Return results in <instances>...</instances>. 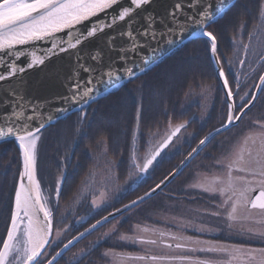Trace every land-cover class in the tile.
<instances>
[{
  "label": "snow or ice",
  "instance_id": "1",
  "mask_svg": "<svg viewBox=\"0 0 264 264\" xmlns=\"http://www.w3.org/2000/svg\"><path fill=\"white\" fill-rule=\"evenodd\" d=\"M152 2L153 0H129L128 6H124V0H0V84L18 78L27 69L44 65L51 56L70 51L79 54L86 42L116 27L118 23H127L131 26L137 12ZM213 8L214 0H177L168 12L169 24L164 31H158L156 18L149 16L146 17L147 27L138 33L127 31L120 34L129 40L127 46L116 49L117 36L111 37V50L118 52L117 58L121 66L134 64V58L142 59L143 48H147L149 44L155 46L169 37L174 40L177 37L183 38L186 33H192L203 38L208 45L210 57L219 65L218 78L225 89L226 111L221 126L199 139L196 147L186 154L184 161L163 180L156 183L150 191L124 204L122 208L107 211V215L96 219L90 227H85L81 223L80 227L83 231L76 229L75 224L69 225L66 219H55L53 207L55 206L58 210L59 183L54 189L55 196L51 198L54 204H50V198L42 195L40 182L36 178L37 147L41 138L40 133L45 127L43 123L37 121L44 116L43 109L38 103L28 100L17 90H8L3 101L7 111L0 112V141L6 142L11 138L12 142L18 145L22 170L15 187L6 237L0 240V264H54V262L60 264L61 260L72 252L76 243L81 238L86 239L93 230L99 231V228L107 223L112 225L110 231H115L120 219L117 213L124 215L125 210L132 211L134 206L138 207L147 197H151L157 190H162V187H165L178 172L182 173L196 156L209 147L218 135L231 131L232 127H238V122L242 123V118L249 116L258 102V95H264V48L250 53V44H243L244 56L239 58L238 68L233 66L232 61L221 60V54L218 52V37L210 30L218 23L215 20ZM109 10L115 11L110 13ZM93 17L100 19L110 17V19L101 23L100 19L92 20ZM261 18L264 19V5L261 8ZM86 22L90 23L86 25ZM258 27L260 25H253L254 30ZM61 33L64 35H57ZM254 35L255 31L249 36L250 42ZM37 42H46L49 47L38 54L39 49L35 47ZM26 45L33 47L26 48L24 47ZM246 58L247 67L253 72H257V69L253 67L254 63L258 62L261 67L255 87L249 88V94L246 97H240V102L237 103L236 94L230 86V78L236 92H239L242 82L240 69L245 67ZM91 59L97 61V56L93 55ZM22 60L23 63H21ZM77 64L88 74L87 79L80 80L77 72L69 86L70 95L59 99L79 104L81 111L78 115L81 119H86L88 99L94 97L100 84L110 85L113 81L120 79L121 71L120 68L98 70L84 61L82 56L77 60ZM225 64L228 65L227 72L224 70ZM128 79L129 82H134L136 78L129 74ZM48 119L50 120L51 117ZM187 123L185 121L176 125L167 138L158 143L143 162L133 157L135 180H143L154 163H159L157 158L163 159L162 153L173 143V138L186 128ZM253 125L256 126L255 130H249L244 134L238 144L223 147L221 155L215 158V163L221 165V171L218 174L211 177L205 176L191 186L198 189L199 193H208L209 199L214 198L216 194L223 197L215 210L206 211L204 214L208 217H220L223 220L222 230H231L234 226L233 222L240 218L242 210L258 209L264 214V119L254 120ZM221 146L218 145V147ZM253 192L257 193L254 197L251 195ZM91 203L93 207H99L97 200L93 199ZM256 222L264 224V219ZM187 227H191L194 232L211 234L221 228V225L209 226L201 219L200 222L189 220L182 226H177L175 232L155 228H144L143 231L158 233L161 240L168 237L176 241L175 245L165 244L164 246L168 249L175 247L190 253H215L226 256L228 259H194L191 255H140L130 256L128 259L143 261L144 264H234L240 259L237 255L240 253L243 264H264V247L245 249L238 245L222 244L216 240L186 236L182 229ZM70 229H75L78 234L64 242L63 236ZM248 231L251 232L252 229ZM259 234L264 237V230H261ZM103 235L107 236L108 233ZM120 238L139 244H157L156 239L124 235ZM50 251H54L55 254L49 256ZM87 255L86 249H80L73 253L71 264H82V260Z\"/></svg>",
  "mask_w": 264,
  "mask_h": 264
},
{
  "label": "trees",
  "instance_id": "2",
  "mask_svg": "<svg viewBox=\"0 0 264 264\" xmlns=\"http://www.w3.org/2000/svg\"><path fill=\"white\" fill-rule=\"evenodd\" d=\"M263 4L264 0H239L210 29L218 37V52L221 54V60L232 61L235 54L243 48L247 32L260 21ZM204 86H213L215 95L208 118L201 122L198 119L200 106L195 104L184 108V102L191 90H199ZM225 103L208 45L203 39L195 40L146 75L93 104L87 110L86 119L83 120L76 114L49 128L46 133L49 137H46L47 140L45 139L40 147L38 146L39 153L37 152L39 159H37L36 174L41 190L46 197H49L55 177L62 173L63 164L68 165L71 151L76 145L71 165L67 166L68 174L60 199L61 204L66 205L84 180L91 175L94 155L99 151V144L102 141L106 143V157L112 161L118 180L124 184L130 176L134 146L136 145L138 151L144 155L150 146L151 137L161 134L162 138L176 125L187 121L189 126L184 131L189 132V136L181 144V149L170 157H164V154L163 159L156 164L148 177L141 182H135L115 206L101 212L92 220L91 223H95L96 219L107 215V211H115L116 208H121L124 204L144 195L175 170L184 161L186 154L196 147L199 139L221 126L225 117ZM137 124H139L138 135L135 140ZM243 131L245 130L242 123L215 139L163 193L156 197L160 195L171 197V189L178 190L177 198L185 200L188 194L197 193L194 189L186 190V184L197 170H207L214 166L215 158L221 155L223 147H228L229 142L226 138L233 140L242 135ZM218 145L222 146L218 147ZM19 173L20 159L16 146L13 143L0 145V240L6 237ZM196 200L199 201L198 198L194 201ZM203 203L207 202L203 200ZM135 222L136 219L135 221L131 218L126 219L120 225V231L128 232ZM138 228L143 231L141 226ZM187 232L189 236L197 237V233L189 230ZM218 239L234 244L243 241L238 235L226 232H222ZM245 246L260 248L264 247V244L245 236Z\"/></svg>",
  "mask_w": 264,
  "mask_h": 264
},
{
  "label": "water",
  "instance_id": "3",
  "mask_svg": "<svg viewBox=\"0 0 264 264\" xmlns=\"http://www.w3.org/2000/svg\"><path fill=\"white\" fill-rule=\"evenodd\" d=\"M237 1L238 0H214L213 12L215 14V20L218 21L219 19H221L237 3ZM128 2L129 0H124V6H128ZM175 3H177V0H153V2L150 5L146 6L143 10L137 12L136 18L132 22L131 26H129L127 23H118L116 27L105 31L104 33L98 35L96 38L86 42L82 46L79 54H74L73 52L70 51L67 53H60L56 56H51V53H49L51 59L46 60L44 65L35 66L31 69H27L18 78H13L10 81H5L3 82V84H0V112L7 111V109L4 107L3 101L5 99V94L10 89H15L18 92H20L22 95H24L28 100H31L33 103H38L40 108L43 109L44 111V116L40 117L37 122L43 123L45 125L42 133H40V137L50 127L56 125L61 121L66 120L72 115L78 114L81 111L79 104H74L69 100H64L59 98L70 95L69 86L72 80L75 78V74L77 72L79 73L80 80L84 81L87 79L88 74L81 69L79 64H77V60L80 58V56H82L84 61H86L89 65H92L98 70L108 69V68H112V69L120 68L121 71L120 79L113 81L110 85L108 84L99 85V87L95 91L94 97H90L88 99L86 104V110H88L93 104L97 103L98 101L106 98L111 94L116 93L117 91L121 90L124 86L131 83L129 82L128 79L129 74H132L136 78L135 80L146 75L147 73L155 69L157 66H159L161 63H163L166 59L170 58L175 53L183 49L187 44L195 40H201L203 38L197 37L192 33H186L183 36V38L177 37L174 40L171 37H169L167 40H161L155 46L149 44L147 48H143L141 50L142 59L134 58V64L129 63L127 65L121 66L120 61L117 58L118 52L111 50V44H110L111 37L114 35L117 36V39L115 41L116 49L127 46L129 44V40L126 37L120 36V34L125 33L127 31H133L138 33L140 30L147 27L146 17L149 16H154L156 18L157 21L156 29L158 31H164L169 24L168 12L170 9L173 8ZM114 11L115 10H109L110 13H114ZM101 16H103V14H101ZM97 19L100 18L98 17L92 18V20H97ZM108 19H110V17H103V19H100V22L104 23L105 20ZM160 21H163V23H160ZM88 23L90 22H86V25ZM85 26H79V27L83 28ZM57 35L62 36L64 34L61 33ZM138 39L142 40V38L140 37H138ZM24 47L31 48L33 46L26 45ZM35 47L39 49L38 54H40L41 52H43L45 48L49 47V44L46 42H37V45ZM93 55L97 56V61H93L91 59ZM212 62L216 71V75L218 77L219 65L216 64L214 59H212ZM21 63H23V60L21 61ZM218 80L225 95V89L222 86V82L219 78ZM93 87H96V85H93ZM48 117H51V119L49 120ZM239 123L240 122H238V124ZM138 127L139 124H137L135 140L138 135ZM171 130L165 137H163L160 140V142H163V140L167 138ZM226 132L227 131H225V133ZM177 137L173 138V142L176 140ZM7 143H13L16 146V149L18 150L19 153L20 171H21L22 163H21V153L19 147L17 144L12 142L11 138L6 142L0 141V145H4ZM172 144H170L169 147ZM75 146L72 149L71 155L69 157L68 166L71 165V162L73 160ZM154 149L155 147L149 150L145 155L144 159L150 156L151 152L154 151ZM166 151L167 149H165V152ZM164 153H162V156L164 155ZM199 155L196 156V158H198ZM160 159L161 158L159 157L157 158L158 161ZM194 160H192V162ZM156 164L157 163H154L153 167L149 169V174L156 166ZM187 167H185L183 171ZM67 173H68L67 167L65 166V164H63V171L61 174H59L56 177L55 180V187L57 186L58 183L60 186V196L63 190L65 179L67 177ZM181 174L182 173L178 172L177 175L174 178H172L171 181L168 182L165 187H162V190H157V192L153 193L151 197H147L145 201H142L139 204V206L149 201L153 197L157 196L158 194L162 193L164 189H166ZM148 175H146L143 178V180L147 178ZM255 195H257V193H255L254 196ZM134 208L137 207L134 206L133 209ZM126 213H128L127 210H125V214ZM116 215L118 217L123 216L120 213H117ZM109 219H111V217ZM105 225H107V223ZM96 231L97 230H93L92 233ZM91 234H88L87 237ZM84 239L85 238H81V240L77 242L76 245L81 241H83Z\"/></svg>",
  "mask_w": 264,
  "mask_h": 264
},
{
  "label": "rangeland",
  "instance_id": "4",
  "mask_svg": "<svg viewBox=\"0 0 264 264\" xmlns=\"http://www.w3.org/2000/svg\"><path fill=\"white\" fill-rule=\"evenodd\" d=\"M260 19H262V18H260ZM214 95H215V88L213 86H204V87H201L199 90H191L185 99L184 108H189L192 105L198 104L200 106V109H201L200 114L198 116V119L201 120V122H204L208 118V116L212 110ZM250 118H253V116H251ZM243 129L245 130V125H243ZM249 130H254V129L252 127ZM245 131L248 132V130H245ZM245 131H243L242 135L240 134L238 137H236L233 140H230V138H226V140L229 142L227 146H229L230 144H234V143L238 144L242 140L244 133L245 134L247 133ZM46 133H47V130L41 135L40 141L38 143L39 147H40L41 143L45 142L47 140V138L49 137V135L47 137ZM161 136H162L161 134H155L153 137H151L150 148H153L158 144L159 140L161 139ZM188 136H189V132L183 131L180 134V136L176 139V141L172 144V146L165 152L164 157H170L175 152H177L179 149H181V144L183 142H185V140ZM106 150H107L106 143H105V141H102L99 144V151L97 152V154L94 155V166L92 167L91 175L86 179V182L81 184L82 186L77 190V192L74 194L73 198L71 200H69L66 205H63L60 202L58 204V210L55 206L53 207L54 215H56V220H63L66 217V215L68 214V212L70 211V208H71L72 204L74 203V201L77 199L83 198V196L85 194L83 195L81 192L85 186L91 185V183L93 182L94 179L103 175L107 169L109 172V170L114 167L112 161L106 157ZM37 152L39 153L38 147H37ZM38 153H37V157H38ZM134 155H135V158L139 162H142V159H143L142 156L143 155L138 151L137 147L135 148V154ZM95 157H96V159H95ZM37 159H39V158H37ZM220 171H221V165L216 164L215 162H214V166L212 168L209 167L207 170H203V169L197 170V172L193 175L191 180L186 184L185 189L186 190L194 189L196 191H199L198 189L192 188L191 186L196 184L198 181L202 180L205 176L211 177L212 175L218 174ZM105 174H108V173H105ZM36 177H37V174H36ZM56 177L54 179L53 190L49 194V198H50L49 203L50 204H54V201L51 198H53L55 196L54 189H55ZM134 177H135V171H132L127 182L121 185L122 188L120 191V196L122 194L126 193L130 189V186L134 185V181H132L134 179ZM80 189H81V192H80ZM112 192L110 189L107 196L100 195L96 198V195H95V196L91 197V201L93 199H95V200H97V204L99 205V207H93L92 203H91V206H92L91 213L93 215L98 213L101 209H104L106 207L111 206L117 198H120V197L113 198L112 194H111ZM171 192H172V194L170 196L173 198L169 197L168 195H160L153 200L147 201L146 204H143L137 208H134L126 216L121 217L119 219V223H117L115 231H110V229L112 228V225L109 224L108 226L101 229L98 232V234H96L93 238H91V240L97 241V242L99 241V243H102V242L108 240V243L110 244L111 248H118L117 243L122 242L121 241L122 239L120 238V236L124 235V233L127 232L126 230L120 231L119 227H120V225H122L126 221V219H130V218L133 219L134 221L136 219L137 222L133 223L134 225L131 226L130 230L127 232V235L128 234H131V235L137 234V237H140V238L145 237L146 234L149 237H154V236L149 234L150 232H145L142 234L143 231L139 230L140 228L137 227L138 225L141 226V229L142 228L144 229L146 227L149 229L155 228V229H159V230L166 231V232L169 230L175 232V231H177V226H182L183 224L187 223L189 220H192L195 222H200V220L202 219L209 226L221 225V228H222L223 220L220 217H208V216L204 215L206 213V211H211V210L216 209V206L211 205V202H213V201L211 199H209L207 196L201 195V198L207 202V203L202 204V202H200V200L194 201L196 199V197L199 196L198 193H190L191 195L188 194L187 197H185V198H186V200H189V201H186L185 199L177 198V195L179 192L178 190L171 189ZM42 195H44L43 191H42ZM78 196H79V198H78ZM118 201L119 200L117 199L116 202H118ZM214 202H215V200H214ZM221 212L223 213L222 209H221ZM243 217H245V223L242 221ZM243 217L240 215V218L238 220H236L235 222H233L234 226L231 229L232 230L231 233L237 235L236 233L239 232V230L237 228L240 226H244V224H245V234L248 235V239L260 241L261 243H263L264 237H262L259 233L261 230H264V224L257 223L256 221L264 219V214L257 213V212L256 213H247L245 211V216H243ZM82 220L84 221V220H86V218H84ZM113 223H116V221H114ZM219 229L220 228H218L217 231H215L211 234L217 235L218 233L221 232V231H218ZM248 229H252V231L249 232ZM187 230H189L193 233H197V234H199V236L207 235L206 236L207 238H205L206 240L212 239V237L208 236L211 234L194 232L191 227H187V228L182 229L183 234L186 236H189ZM104 233H108V235L105 236V235H103ZM218 235H220V234H218ZM67 238L68 237L65 236V237H63V240L67 241ZM218 241H222V240L220 239ZM169 242L172 243L171 241H169ZM222 242H224L222 244L234 245V243L232 244V242H230V241H222ZM98 244H96V245H98ZM139 245H141V244H139ZM95 246H94V248H95ZM245 249H248V248L245 247ZM138 252H139V254L184 255V253L186 251L181 250V249H176V248L168 249L165 246H154L153 245V246H147V247L146 246H138ZM237 255H238V257H240V259H238L236 262H234V264H243L242 255L240 253H237ZM218 259L227 260L228 257L218 255ZM109 262L111 264H117L116 263L117 260L114 261V259H111V260L106 259L105 264H110Z\"/></svg>",
  "mask_w": 264,
  "mask_h": 264
},
{
  "label": "flooded vegetation",
  "instance_id": "5",
  "mask_svg": "<svg viewBox=\"0 0 264 264\" xmlns=\"http://www.w3.org/2000/svg\"><path fill=\"white\" fill-rule=\"evenodd\" d=\"M258 25H260V27L256 28L255 30L252 29L251 31H248L247 35H246L247 37L245 38V44H250V53H255V52L259 51L260 49L264 48V20L260 19ZM253 31H255V35L252 36V40L250 42L249 36L252 35ZM243 56H244L243 48H241L235 54L234 58L232 59V64L234 67H237V68L239 67L238 66V60H239V58H241ZM247 64H248V60L246 58L245 67L243 69H240L242 82H241V87H240L239 92H236L233 81L230 78V86L233 87V91L236 94L237 103L240 102L239 98L240 97H246L249 94V91H248L249 88H254L255 83L258 82L257 81V74L260 71L261 65H259L258 62L254 63L253 67H255L257 69V72H253L250 68L247 67ZM224 70L226 72L229 70L227 64L224 65ZM245 73H247V75H245ZM251 116H253V118H250ZM259 119H264V95L258 96V102L255 104V107L251 110L249 116L247 118H242V121H243L242 123H243V125H245V130H248V132H249V129L252 127L255 130L256 126L253 125V121L259 120ZM242 123L240 122L238 124V126ZM245 132H247V131H245ZM134 154H135V152L133 153V155L131 157V166H132L131 172L134 171L133 164H132L133 157L135 156ZM112 169L113 168H111L109 170V172L107 169L103 175L94 179L93 182L91 183V185L85 186L83 188L82 192H81L82 188L80 189V192L83 195L84 194L85 195L83 196V198L77 199L74 201V203L72 204V206L70 208V211L68 212V214L64 218V219H66V221L69 225L75 224L76 229H79V231H83V228L80 227L81 223H83L85 227H90L91 226L90 223L92 222V220L94 218H96L101 212L108 210L109 208L115 206V204L117 203L116 200L120 199L117 197H121L120 191L122 188V186H121L122 183H120V181L118 180V178L115 174L114 169L113 170ZM131 172H130V175H131ZM105 173H108V174H105ZM84 182H86V180H84ZM110 189H111V192L113 191L111 193L112 197L117 198V199L113 202V204L111 206L106 207L104 209H101L98 213L93 215L91 213V210H92L91 197L95 196V195H96V198L100 195L107 196ZM197 193L199 194V196L196 197V199L198 198L201 202L203 201V199L201 198V195H205L209 198L208 193H199V191H197ZM255 193L256 192H253V193H251V195L254 196ZM78 198H79V196H78ZM222 199H223V197H220L219 194H216V196L211 199L213 201V202H211V205L217 206L218 204L221 203ZM214 200H215V202H214ZM245 211L247 213H256V212L261 213L258 209L257 210H250V211L242 210L240 213V215L242 217L245 216ZM84 218H86V220L83 221L82 219H84ZM55 219H56V215H55ZM242 221L245 223V217H243ZM55 226L56 225L54 222V227ZM237 229L243 235L242 236L243 241L238 246H242L243 248H245V236H244L245 235V224H244V226H240ZM218 231H221L220 233H218L220 235H218V234L212 235L211 234L210 235V237H212L211 240H216V241L220 240V239H218V237H220L222 235V232H224L226 230H222V228H220ZM98 232L99 231L95 232L94 234H91L85 240H83L80 243H78L77 245H75V247H73V249H72V252H69L67 254V256H65L64 259L61 260L60 264H71V262L73 261V253L78 252L80 249H86L88 252L87 257L82 260V264H103V263L105 264L106 259H109V260L114 259V261L117 260V262H116L117 264H144L143 261L128 259V257H130V256H140L137 253V244L138 243H133L131 240H121L122 242L117 243L118 248H111L110 244L108 243V240H106L102 243H99V241L97 242V241L91 240V238H93L96 234H98ZM77 234H78V232L75 231V229H70L67 233L64 234L63 237L66 236V237H68L67 239H71L73 235H77ZM149 234H151L154 237H149L148 235H146L145 237H143V239H156L157 244L154 246H164L165 244L170 243L169 241H171L173 245H175V243H176V241H172L168 237H164L163 240H161L158 233H149ZM124 236L137 237V234L136 235H131V234L127 235V232H126V233H124ZM213 237H216L217 239H214ZM239 237H241V236H239ZM222 241H219V242L224 243ZM64 242H67V241H64ZM96 244H98V245H96ZM94 246H95V248H94ZM151 246H153V245H151ZM56 250H58V249H56ZM181 250H183V249H181ZM49 253H50V255L55 254L54 251H50ZM105 253H107V255H105ZM194 254H195L193 256L194 259H196V258L213 259V260L218 259V254H215V253H205L206 256H199L200 254H197V253H194ZM147 255H150V254H147Z\"/></svg>",
  "mask_w": 264,
  "mask_h": 264
}]
</instances>
